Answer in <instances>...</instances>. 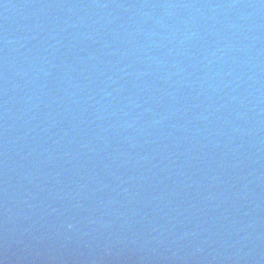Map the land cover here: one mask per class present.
<instances>
[{"label": "water", "instance_id": "obj_1", "mask_svg": "<svg viewBox=\"0 0 264 264\" xmlns=\"http://www.w3.org/2000/svg\"><path fill=\"white\" fill-rule=\"evenodd\" d=\"M0 264H264V0H0Z\"/></svg>", "mask_w": 264, "mask_h": 264}]
</instances>
